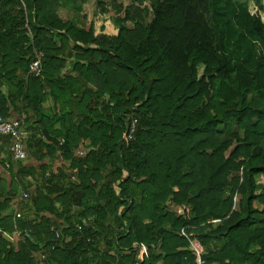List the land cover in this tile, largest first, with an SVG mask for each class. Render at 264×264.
<instances>
[{"label": "trees", "instance_id": "16d2710c", "mask_svg": "<svg viewBox=\"0 0 264 264\" xmlns=\"http://www.w3.org/2000/svg\"><path fill=\"white\" fill-rule=\"evenodd\" d=\"M258 2L251 69L217 0H0V116L28 152L0 138V264H264Z\"/></svg>", "mask_w": 264, "mask_h": 264}, {"label": "rangeland", "instance_id": "374dc122", "mask_svg": "<svg viewBox=\"0 0 264 264\" xmlns=\"http://www.w3.org/2000/svg\"><path fill=\"white\" fill-rule=\"evenodd\" d=\"M217 1L219 2V17L227 34L226 47L228 48V54L232 65L238 64L246 66L247 64V66H249L248 68L254 69L258 56L259 43L257 35L250 24V16L259 12V0H249L247 7L242 6L246 5V0H226V2L231 3H226L224 0ZM260 2L264 6V0H260ZM94 11L95 6L93 3L86 4L83 7L82 16L87 17V21L85 22L87 26L94 22L95 27L98 29L103 20L108 17L100 15L95 18ZM261 15L262 20H264V14ZM60 16L65 21L74 17L66 8H62ZM203 70L202 67L199 68L201 75ZM170 210L178 211L174 206L170 207Z\"/></svg>", "mask_w": 264, "mask_h": 264}, {"label": "built area", "instance_id": "2783aa9c", "mask_svg": "<svg viewBox=\"0 0 264 264\" xmlns=\"http://www.w3.org/2000/svg\"><path fill=\"white\" fill-rule=\"evenodd\" d=\"M31 72L36 73L37 75L41 72V63L40 61H35L32 64ZM137 120L134 119L130 124L128 130V138H134V134L136 131ZM27 132H26V123L24 117L17 119V120H6L0 116V138L8 137L10 138V144L8 146V151L11 153L13 160L15 162L25 161L28 158V152L25 148L24 141L26 139ZM79 154L82 156L84 153L79 151ZM22 199L27 198V194L22 192ZM16 217H20V214L17 213ZM7 236V235H6ZM8 239L12 242H19L22 241L23 238L18 232L16 237L11 238L7 236ZM142 255L147 254V248L145 246L142 247L141 250Z\"/></svg>", "mask_w": 264, "mask_h": 264}, {"label": "crops", "instance_id": "0c3cea01", "mask_svg": "<svg viewBox=\"0 0 264 264\" xmlns=\"http://www.w3.org/2000/svg\"><path fill=\"white\" fill-rule=\"evenodd\" d=\"M97 22V21H96ZM100 25H102V23L100 24ZM31 162V161H30ZM59 164H60V159H55L54 160V162L52 163V169H53V171H57V169H58V167H59ZM5 238L7 239V240H9L8 238H7V236L5 235Z\"/></svg>", "mask_w": 264, "mask_h": 264}]
</instances>
